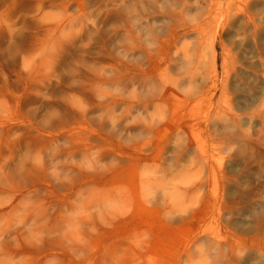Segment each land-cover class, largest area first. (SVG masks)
I'll return each mask as SVG.
<instances>
[{
  "label": "rangeland",
  "instance_id": "374dc122",
  "mask_svg": "<svg viewBox=\"0 0 264 264\" xmlns=\"http://www.w3.org/2000/svg\"><path fill=\"white\" fill-rule=\"evenodd\" d=\"M208 8L0 0V264H264V0Z\"/></svg>",
  "mask_w": 264,
  "mask_h": 264
},
{
  "label": "bare ground",
  "instance_id": "6f19581e",
  "mask_svg": "<svg viewBox=\"0 0 264 264\" xmlns=\"http://www.w3.org/2000/svg\"><path fill=\"white\" fill-rule=\"evenodd\" d=\"M8 5H11V4H8ZM224 5H225V0H208L209 8L207 10V13L209 14V16H211V14H218L222 11V8L224 7ZM254 67L256 70H260L264 73V59L254 60ZM257 80H258V78L255 76V81H257ZM159 111L160 110L155 111L153 113V115H158ZM262 113H264V110L262 111ZM7 126L8 127H7L6 131L12 130L14 128L13 125H10V126L7 125ZM66 126L64 125L61 128L56 129V130H52V131L43 130L42 128H38V127L34 126L33 130L35 131L36 137H39L41 132H46L48 135V139L52 140V141L55 140L56 137H58L60 135L62 136L63 134H66L68 136V139L70 138L73 142H75V144H72L73 146L68 148L66 150V152L73 154L75 150H80V147L84 146L85 143L81 139L76 140L74 138V135L79 132L76 128L77 125H75L74 122H71L67 127ZM153 126L154 125H151L150 127H153ZM257 126L264 128V115L257 116V117H255V119H253V133H255ZM175 127H178V125ZM74 130H77L78 132L74 131ZM79 133L81 134V132H79ZM73 147H75V148H73ZM100 155H102V153ZM256 159H257L256 152L251 150V144H249V142L247 140H243L241 147H240V151H239V162L242 165V167L247 171L250 170L251 168L249 167V165H253V163L256 161ZM28 169H30V168H28ZM32 169H35V168H32ZM260 171H261V167L258 169V172H260ZM34 173L35 172H33L29 176V178H32ZM80 176H83V177H81L83 180L84 176L87 177V174L82 172V173H80ZM87 180L88 181H96L97 179H96L95 175H93L92 178L87 179ZM260 185H261V183L257 184V186H260ZM260 201H261L260 199L255 200V202H260ZM18 203H20V201H18L16 204H14L11 208H14ZM38 210H39V206H38V209L36 211L33 212L32 210H29L28 212L25 213V215H28L29 213L30 214H36Z\"/></svg>",
  "mask_w": 264,
  "mask_h": 264
}]
</instances>
